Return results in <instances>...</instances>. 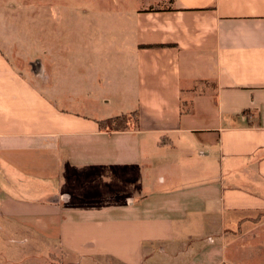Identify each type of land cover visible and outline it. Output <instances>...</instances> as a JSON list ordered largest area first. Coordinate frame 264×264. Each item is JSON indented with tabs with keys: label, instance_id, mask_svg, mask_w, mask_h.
I'll return each mask as SVG.
<instances>
[{
	"label": "crops",
	"instance_id": "crops-1",
	"mask_svg": "<svg viewBox=\"0 0 264 264\" xmlns=\"http://www.w3.org/2000/svg\"><path fill=\"white\" fill-rule=\"evenodd\" d=\"M84 10L83 77L0 48V264H264V0Z\"/></svg>",
	"mask_w": 264,
	"mask_h": 264
},
{
	"label": "rangeland",
	"instance_id": "rangeland-1",
	"mask_svg": "<svg viewBox=\"0 0 264 264\" xmlns=\"http://www.w3.org/2000/svg\"><path fill=\"white\" fill-rule=\"evenodd\" d=\"M146 1L0 0V48L11 56L20 71L25 70L33 79L39 60L44 59L48 64L51 53L62 61V72L68 68V59L76 55L74 69L77 76L83 77L84 48H89L85 41L90 37L100 38L106 43L98 46L94 53H116L115 47L121 38L118 33L122 29L102 15H96L94 22L98 25L92 29L84 17L85 6L113 11L111 16L118 17L116 13H122V9L142 7ZM128 121L129 128L135 127L134 118Z\"/></svg>",
	"mask_w": 264,
	"mask_h": 264
},
{
	"label": "trees",
	"instance_id": "trees-1",
	"mask_svg": "<svg viewBox=\"0 0 264 264\" xmlns=\"http://www.w3.org/2000/svg\"><path fill=\"white\" fill-rule=\"evenodd\" d=\"M148 48H162L166 47L165 45H157V46H147ZM129 118H134L135 121V127H137V115L136 112H133L129 115H123V116H118L115 118H110L106 120H102L98 122V126L100 130H106L108 132H115V131H125L129 128Z\"/></svg>",
	"mask_w": 264,
	"mask_h": 264
}]
</instances>
